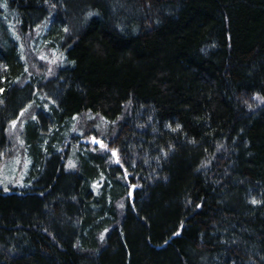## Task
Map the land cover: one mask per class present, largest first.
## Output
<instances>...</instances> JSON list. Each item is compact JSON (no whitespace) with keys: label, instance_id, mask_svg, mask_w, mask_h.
<instances>
[{"label":"trees","instance_id":"obj_1","mask_svg":"<svg viewBox=\"0 0 264 264\" xmlns=\"http://www.w3.org/2000/svg\"><path fill=\"white\" fill-rule=\"evenodd\" d=\"M6 1L65 64L29 73L0 38V162L50 104L24 127L33 185L0 190V264H264V0ZM87 113L115 127L69 169L57 134Z\"/></svg>","mask_w":264,"mask_h":264},{"label":"rangeland","instance_id":"obj_2","mask_svg":"<svg viewBox=\"0 0 264 264\" xmlns=\"http://www.w3.org/2000/svg\"><path fill=\"white\" fill-rule=\"evenodd\" d=\"M16 16L14 11L9 10L7 1L0 0V25H2L0 38L3 36L2 39L5 42L11 41L16 44L29 73L31 72V63L29 62H32L33 69L36 72H42L44 77L47 78L54 75L57 69L65 64V56L54 38L45 37L48 33L49 22L36 27L24 37L27 39V42L29 40V45H26L17 29ZM38 99L40 100V107L39 105L34 107L33 104L27 105L21 111L23 115L20 113L19 118L15 120V127H12V124L8 127L7 137L10 142L7 149L2 152L0 162V190L3 192L11 189L20 190L29 188L38 176L35 174V168H33V155L23 136L26 123L30 120L34 122L38 121L35 108H41L45 113L49 112V101L39 95ZM28 116L30 117L28 118ZM114 127V121L93 113L74 115L58 132L56 140L60 142L57 145L55 144V150H60L62 144L64 145L63 148L66 149L67 147L69 154L66 158V167L73 169L77 162L73 153L78 149L82 151L92 149L89 146L94 147L96 145L90 142V138L95 136L100 140H103L101 138L107 139L109 134L113 132ZM54 130L55 125L49 124L45 129L41 127L39 133L44 135V141H46ZM94 131H97L100 136L93 133ZM41 145L45 149L44 142ZM69 162L74 167H69ZM98 184V180L93 182L96 189L98 188L96 187Z\"/></svg>","mask_w":264,"mask_h":264},{"label":"snow or ice","instance_id":"obj_3","mask_svg":"<svg viewBox=\"0 0 264 264\" xmlns=\"http://www.w3.org/2000/svg\"><path fill=\"white\" fill-rule=\"evenodd\" d=\"M53 7H55V5H53ZM89 15H92V14L89 13ZM67 31H68V29L65 28V32H67ZM3 91H4V89H0V93H2ZM257 98H258V97H257ZM45 107H47V106H45ZM21 115H23V113H21ZM33 119H35V117H33ZM11 124H12V127H15V125H16V121L13 120V121L11 122ZM90 142H91L93 145H99L101 149H107V145L104 144L102 140L97 139V137H95V136H93V137L90 138ZM86 143H87V141H86ZM165 154H166V153H165ZM111 155H112L113 157H116V161H115L116 164H117V165H120L121 167H123V165L121 164L120 158H119V156H118V151L115 150V149H113L112 152H111ZM69 167H74V165H73L71 162H69ZM125 175H127L126 170H125ZM133 187H135V186H133ZM252 203L255 204L256 201L253 200ZM120 207H124V205H120ZM198 207H199V205H198ZM106 231H107V230H106ZM176 235H179V233H176Z\"/></svg>","mask_w":264,"mask_h":264},{"label":"water","instance_id":"obj_4","mask_svg":"<svg viewBox=\"0 0 264 264\" xmlns=\"http://www.w3.org/2000/svg\"><path fill=\"white\" fill-rule=\"evenodd\" d=\"M96 146H99V145H96Z\"/></svg>","mask_w":264,"mask_h":264},{"label":"bare ground","instance_id":"obj_5","mask_svg":"<svg viewBox=\"0 0 264 264\" xmlns=\"http://www.w3.org/2000/svg\"><path fill=\"white\" fill-rule=\"evenodd\" d=\"M10 142V141H9Z\"/></svg>","mask_w":264,"mask_h":264}]
</instances>
